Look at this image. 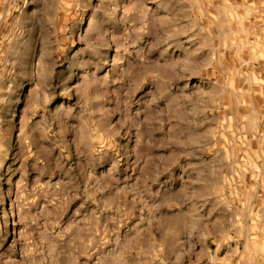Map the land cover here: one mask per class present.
I'll return each mask as SVG.
<instances>
[{
	"label": "rangeland",
	"instance_id": "1",
	"mask_svg": "<svg viewBox=\"0 0 264 264\" xmlns=\"http://www.w3.org/2000/svg\"><path fill=\"white\" fill-rule=\"evenodd\" d=\"M0 264H264V0H0Z\"/></svg>",
	"mask_w": 264,
	"mask_h": 264
}]
</instances>
